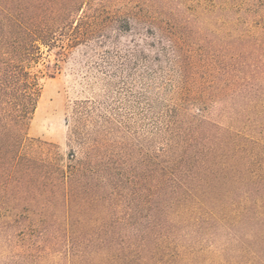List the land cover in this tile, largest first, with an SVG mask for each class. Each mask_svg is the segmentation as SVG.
Listing matches in <instances>:
<instances>
[{"label": "rangeland", "instance_id": "1", "mask_svg": "<svg viewBox=\"0 0 264 264\" xmlns=\"http://www.w3.org/2000/svg\"><path fill=\"white\" fill-rule=\"evenodd\" d=\"M71 22L82 30L79 42L42 48L36 112L15 144V170H0V264H70L64 247L39 261L25 249L50 237L111 235L97 228L121 217L142 221L158 205V187L152 198L143 187L144 152L155 140L145 118L151 107L188 103L249 138L264 161V0H86ZM106 112L113 161L136 179L125 187L99 179L66 201L65 187H53L62 180L55 171H67L73 153H89ZM248 218L231 230L182 227L172 237L199 250L193 264H244L243 246L264 260V232Z\"/></svg>", "mask_w": 264, "mask_h": 264}, {"label": "trees", "instance_id": "2", "mask_svg": "<svg viewBox=\"0 0 264 264\" xmlns=\"http://www.w3.org/2000/svg\"><path fill=\"white\" fill-rule=\"evenodd\" d=\"M85 4L86 0H0V170H15V144L27 138L36 112L42 48L65 50L79 42L82 30L71 20ZM187 105L173 103L146 111L148 139L155 140L144 152L143 187H151V198L152 188L158 187L160 201L156 207L149 205L142 221L130 224L121 217L97 228L110 230L111 235L38 239L25 250L39 261L64 247L70 264H193L199 250L172 237L182 227L212 232L218 225L231 230L249 217L263 233L264 161H256L254 143L251 146L249 138L239 137L242 133L222 129ZM110 115L102 114L105 132L89 145V153L79 160L73 153L67 171L56 169L62 180L53 187H65L66 201L76 200L79 187H92L99 179L114 187L136 179L124 161L117 167L113 161L115 149L107 134L113 122ZM71 136L77 141L81 136L74 126ZM113 173L121 180L116 181ZM124 209L128 214L133 211ZM131 226L134 233L129 235ZM240 252L244 264H264L252 249L243 246Z\"/></svg>", "mask_w": 264, "mask_h": 264}]
</instances>
